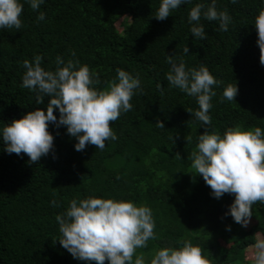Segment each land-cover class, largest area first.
Listing matches in <instances>:
<instances>
[{
	"label": "trees",
	"instance_id": "trees-1",
	"mask_svg": "<svg viewBox=\"0 0 264 264\" xmlns=\"http://www.w3.org/2000/svg\"><path fill=\"white\" fill-rule=\"evenodd\" d=\"M20 2L23 27L0 29V264H95L74 259L60 245L56 221L71 200L88 197L151 208L158 238L136 252L145 264L160 248L182 247L181 238L199 246L211 264H252L256 236H264V204L252 206L253 221L242 227L225 216L234 196L216 199L202 176L193 177L189 157L205 127L194 116L196 98L172 87L166 76L172 54L186 69L207 67L223 82L213 86L207 130L221 136L237 125L264 131V65L254 26L264 0H216L217 10L227 9L232 21L228 31H220L218 21L202 17L205 39L192 36L188 15L212 0H191L164 21L155 18L162 0H44L39 11ZM39 12L45 13L42 21ZM37 55L45 70H56L57 56L87 65L99 74L98 90L116 80L118 68L139 77L143 91L133 96V109L111 124L116 140L106 141L102 151L93 145L76 151L78 141L66 127L49 123L54 149L39 163L4 151V126L37 107L46 111L50 97L37 105L35 93L21 87L23 62ZM228 84L237 85L236 101L223 99ZM54 114L59 118L58 109Z\"/></svg>",
	"mask_w": 264,
	"mask_h": 264
},
{
	"label": "clouds",
	"instance_id": "clouds-1",
	"mask_svg": "<svg viewBox=\"0 0 264 264\" xmlns=\"http://www.w3.org/2000/svg\"><path fill=\"white\" fill-rule=\"evenodd\" d=\"M33 11H39L44 0H26ZM191 0H162L155 18L166 20L182 4ZM237 0H232L236 3ZM23 4L20 0H0V29L23 27L21 15ZM218 21L220 31H228L232 17L227 9L217 10L216 0L205 8L202 3L191 8L188 22L193 37L205 39L206 33L201 18ZM45 13L39 12L37 20H44ZM257 44L260 50V64L264 65V9L255 18ZM189 53L187 45L183 47ZM75 56V53H72ZM173 54L167 56L171 70L166 76L169 84L195 97L199 110L195 119L205 127L198 137V144L189 159L196 175L202 176L211 195L220 199L225 194L234 196L225 216L230 215L235 223L247 227L252 217V206L264 204V131L260 127L243 130L237 125L228 128L223 136L207 129L212 125L209 115L213 107L211 101L216 95L213 86L217 80L209 69L201 65L198 69H186L185 63ZM43 57L37 55L32 62L25 60L26 69L22 78V88L35 93L37 105L44 104L45 96L50 97L46 111L37 107L22 118L14 119L2 129L4 151L8 154L29 157V164H37L54 149V136L49 132V123L57 128L65 126L67 134L76 138V151H83L88 145L103 150L106 141L116 140L111 124L121 113L133 109L131 100L142 93L139 77H133L125 70L117 69V78L108 83L104 90L95 86L101 83L99 74L87 65H79L78 60L67 63L57 56L55 71L45 70ZM63 65V67H60ZM118 81V82H117ZM163 94V87L157 84ZM237 85L228 84L223 91V99L235 100ZM236 101V100H235ZM58 109L59 118L54 114ZM191 113V112H190ZM192 114V113H191ZM157 127L165 128L163 121H156ZM191 143V136L185 137ZM179 155V154H178ZM53 207H59L52 200ZM61 237L60 245L74 259L94 261L95 264H145L143 255H136L137 249L146 248L150 240H156L155 221L148 206H137L131 201H117L111 198L88 197L73 199L66 212L58 214ZM230 230V226L228 227ZM182 247H163L155 251L150 264H211L199 246L181 238ZM252 264H264V236H258L252 246ZM136 257L134 262L133 258Z\"/></svg>",
	"mask_w": 264,
	"mask_h": 264
},
{
	"label": "rangeland",
	"instance_id": "rangeland-1",
	"mask_svg": "<svg viewBox=\"0 0 264 264\" xmlns=\"http://www.w3.org/2000/svg\"><path fill=\"white\" fill-rule=\"evenodd\" d=\"M125 21L127 22V18H125ZM252 221H253V219L251 218L250 223H251ZM250 223H249V224H250ZM249 224H248V225H249ZM258 236H259V235H257L256 237H258Z\"/></svg>",
	"mask_w": 264,
	"mask_h": 264
}]
</instances>
